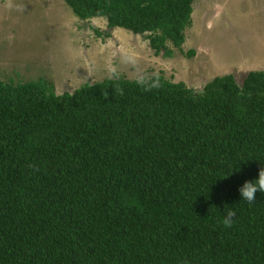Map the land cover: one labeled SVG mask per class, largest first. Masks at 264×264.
<instances>
[{"label":"trees","instance_id":"16d2710c","mask_svg":"<svg viewBox=\"0 0 264 264\" xmlns=\"http://www.w3.org/2000/svg\"><path fill=\"white\" fill-rule=\"evenodd\" d=\"M62 1L167 56L193 0ZM46 84L0 81V264H264V70Z\"/></svg>","mask_w":264,"mask_h":264},{"label":"rangeland","instance_id":"374dc122","mask_svg":"<svg viewBox=\"0 0 264 264\" xmlns=\"http://www.w3.org/2000/svg\"><path fill=\"white\" fill-rule=\"evenodd\" d=\"M183 38L179 48L166 43L169 55H155L143 35L78 20L62 0H0V81L43 79L56 95L113 74H158L195 92L226 74L240 83L264 70V0H193Z\"/></svg>","mask_w":264,"mask_h":264},{"label":"clouds","instance_id":"9594fccd","mask_svg":"<svg viewBox=\"0 0 264 264\" xmlns=\"http://www.w3.org/2000/svg\"><path fill=\"white\" fill-rule=\"evenodd\" d=\"M257 191L264 193V168L259 171L257 180L252 182H245L239 189L241 199L248 202L249 204L253 203ZM235 216V211L229 210L226 213L222 220V224L225 228H230L233 225Z\"/></svg>","mask_w":264,"mask_h":264},{"label":"crops","instance_id":"0c3cea01","mask_svg":"<svg viewBox=\"0 0 264 264\" xmlns=\"http://www.w3.org/2000/svg\"><path fill=\"white\" fill-rule=\"evenodd\" d=\"M253 57V56H252ZM210 81V80H209Z\"/></svg>","mask_w":264,"mask_h":264}]
</instances>
